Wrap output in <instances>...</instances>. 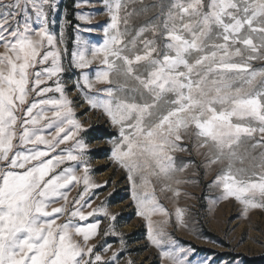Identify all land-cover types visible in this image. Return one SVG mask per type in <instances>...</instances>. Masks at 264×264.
I'll return each mask as SVG.
<instances>
[{
    "label": "snow or ice",
    "instance_id": "1",
    "mask_svg": "<svg viewBox=\"0 0 264 264\" xmlns=\"http://www.w3.org/2000/svg\"><path fill=\"white\" fill-rule=\"evenodd\" d=\"M103 3L110 20L105 39L72 52L81 70L75 84L88 106L119 129L112 158L127 171L149 240L161 247L163 230L155 231L151 217L167 215L148 190L150 177L172 180L173 153L188 150L180 146L186 136L206 150L207 166L221 165L214 184L222 198L234 197L245 214L264 208V67H253L264 61V0ZM56 7V0H0V264H119V249L105 257L90 243L100 233L97 214L110 222L117 215L103 202L91 204V190L101 185L89 176L85 126L61 79L63 30L58 40L48 19ZM136 18L143 23L127 40ZM95 61L93 78L86 70ZM66 162L83 163V173L61 169ZM176 216L183 223L181 209ZM110 234L119 235L112 223L103 232ZM161 255L188 264L171 251Z\"/></svg>",
    "mask_w": 264,
    "mask_h": 264
},
{
    "label": "rangeland",
    "instance_id": "2",
    "mask_svg": "<svg viewBox=\"0 0 264 264\" xmlns=\"http://www.w3.org/2000/svg\"><path fill=\"white\" fill-rule=\"evenodd\" d=\"M56 3L57 7L48 19L49 30L58 40L63 30L64 43L59 46L66 48L67 52L62 58L65 71L61 79L67 96L73 101L75 118L85 126L80 138L87 144L84 156L90 167L89 176L94 183L101 185L91 190V204L95 208L103 202L110 213L117 215V219L110 222L102 213L97 214L100 233L90 240V243L97 245L95 251L109 257L112 250L119 249V264H127L128 259L134 264H171L161 255L164 251L179 255L188 264H244V258L264 257V208H250L245 214L244 205L234 197L222 198V187L214 184L221 165L207 166L206 150L195 147L197 142L193 136H186L180 142V146L187 148V151L173 153L177 171L172 180L160 181L155 176L150 177L148 190H155L156 199L167 215L157 212L151 217L155 231L160 233L163 230V235H158L161 247H156L149 240L147 221L137 214L127 171L112 158L113 144L110 141H119V129L112 125L102 109L88 106L75 84L81 70L73 66L71 54L84 45L97 46L103 43L104 29L110 22L106 7L103 0H56ZM29 11L31 13V9ZM81 16L89 19L82 20ZM142 23L143 18L132 20L127 40L135 35ZM157 43H160L159 39ZM0 51H3L2 47ZM98 66L99 62L95 61L91 69L86 71L94 78ZM253 67H264V61L254 62ZM96 87L103 88L106 85L97 84ZM99 128L110 135L100 134ZM72 144L69 141L61 148L71 147ZM64 167H74L76 174L81 175L84 165L66 162L60 166L61 169ZM177 180L181 182L176 183ZM165 184L170 187L165 188ZM82 189V184L72 186L68 192L69 200ZM177 190L179 195L175 194ZM62 203L60 200L53 206ZM177 208L183 212V223L177 220ZM90 210L84 208V211ZM65 219L61 217L58 222ZM89 222H93V218H89ZM109 223L113 224L114 231L119 235H103ZM121 240L124 241L123 248ZM108 245H111V249L105 252L104 247Z\"/></svg>",
    "mask_w": 264,
    "mask_h": 264
},
{
    "label": "trees",
    "instance_id": "3",
    "mask_svg": "<svg viewBox=\"0 0 264 264\" xmlns=\"http://www.w3.org/2000/svg\"><path fill=\"white\" fill-rule=\"evenodd\" d=\"M98 131H100V134H105V135L108 134L102 128H99ZM91 133H93V131H91ZM108 135H110V134H108ZM236 257H238V256H236ZM244 264H264V257L244 258Z\"/></svg>",
    "mask_w": 264,
    "mask_h": 264
}]
</instances>
